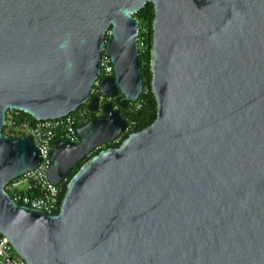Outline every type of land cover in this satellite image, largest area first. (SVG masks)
<instances>
[{
	"label": "water",
	"instance_id": "95a60500",
	"mask_svg": "<svg viewBox=\"0 0 264 264\" xmlns=\"http://www.w3.org/2000/svg\"><path fill=\"white\" fill-rule=\"evenodd\" d=\"M148 2L157 119L86 160L129 128L112 99L145 92ZM88 103L103 113L50 154L54 184L81 165L60 212L16 202L6 185L42 156L8 111ZM0 231L29 264H264V0H0Z\"/></svg>",
	"mask_w": 264,
	"mask_h": 264
},
{
	"label": "built area",
	"instance_id": "2783aa9c",
	"mask_svg": "<svg viewBox=\"0 0 264 264\" xmlns=\"http://www.w3.org/2000/svg\"><path fill=\"white\" fill-rule=\"evenodd\" d=\"M145 32L146 29L141 32ZM141 36V33H140ZM139 48L145 49L144 37L139 38ZM102 75L109 76L114 74V68L111 58L107 55L102 59ZM100 76V77H101ZM100 77L94 85L92 93L95 94L97 86L100 85ZM17 112L9 110L7 117L11 120L6 121V131L8 135L24 137L28 134L32 135L35 146L39 149L42 156L40 165L25 175L12 180L6 185V190L12 198L22 204L32 208L42 209L51 214L57 210H61L64 199L61 200L62 188L60 184H54L49 178V169L52 165L51 151L54 148L56 139L70 140L72 142H80L78 133L79 121L83 120V124L90 120L89 110L85 108H77L72 113L56 119L38 120L35 123L31 121L17 122L14 119ZM82 124V125H83ZM5 125V126H6ZM23 182L29 183V191L36 190L35 195L25 193L19 189ZM0 264H29L26 258L16 249L10 238L0 231Z\"/></svg>",
	"mask_w": 264,
	"mask_h": 264
},
{
	"label": "trees",
	"instance_id": "16d2710c",
	"mask_svg": "<svg viewBox=\"0 0 264 264\" xmlns=\"http://www.w3.org/2000/svg\"><path fill=\"white\" fill-rule=\"evenodd\" d=\"M136 17L140 20V22H144L143 29L146 31L143 33L144 40H145V49H140L141 56L143 58V73H144V85H145V92L140 97L137 102L128 101L123 98L122 94L119 93L112 101L115 103L116 107H118L125 119L129 122V128L125 131L121 138L118 141H113L106 143L102 147L96 149L91 155H89L86 160L90 157L96 155L101 150L108 148V147H118L120 146L123 141L133 132L142 131L150 126L154 121L157 119L158 116V102L156 96L153 92L152 88V69L151 63L153 59V23L155 18V7L152 2H148L147 5L141 9L137 14ZM142 35V34H141ZM109 38V36H108ZM97 91V89H96ZM98 92V91H97ZM96 92V93H97ZM108 100V99H107ZM106 100V101H107ZM88 110L90 113V119L95 118L103 113V107L97 106L92 107L90 103L87 104ZM11 111V110H10ZM13 112H17L18 114L13 115L14 119L17 122L22 121H31L32 123L37 122L38 120L35 119L28 113H25L20 110H13ZM11 120V117H7V121ZM7 125L4 127L3 131L7 134L6 131ZM85 160V161H86ZM81 165L76 166L73 171L69 174L68 179L60 184L62 188L61 193V200L65 198V195L68 190V184L70 179L73 175L79 170ZM30 195H35L36 190H30L28 192ZM60 209L55 211L53 214H58Z\"/></svg>",
	"mask_w": 264,
	"mask_h": 264
},
{
	"label": "rangeland",
	"instance_id": "374dc122",
	"mask_svg": "<svg viewBox=\"0 0 264 264\" xmlns=\"http://www.w3.org/2000/svg\"><path fill=\"white\" fill-rule=\"evenodd\" d=\"M145 24H144V22H141V27H143ZM143 33H144V31H143ZM143 33H141L142 35L140 36L141 37V40L143 39V37L145 36ZM143 59V58H142ZM104 77V75H102L101 77H100V81H101V79ZM96 89H97V91H99V86H97V87H95ZM108 99V97H104V96H102V105H104V103L106 102V100ZM80 108H85V109H87L88 110V106H87V104H84V105H82V106H80ZM88 121H89V118H88ZM87 121V122H88ZM83 124V120L82 119H80V121H79V126L80 125H82ZM80 141V140H79ZM19 189L20 190H23L25 193H28L29 192V183L28 182H23L20 186H19Z\"/></svg>",
	"mask_w": 264,
	"mask_h": 264
},
{
	"label": "flooded vegetation",
	"instance_id": "af4514ba",
	"mask_svg": "<svg viewBox=\"0 0 264 264\" xmlns=\"http://www.w3.org/2000/svg\"><path fill=\"white\" fill-rule=\"evenodd\" d=\"M107 101H109V99H108ZM107 101H106V102H107Z\"/></svg>",
	"mask_w": 264,
	"mask_h": 264
}]
</instances>
